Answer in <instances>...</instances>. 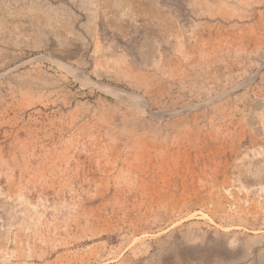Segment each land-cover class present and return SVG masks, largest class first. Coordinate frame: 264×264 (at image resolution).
<instances>
[{"label":"rangeland","instance_id":"1","mask_svg":"<svg viewBox=\"0 0 264 264\" xmlns=\"http://www.w3.org/2000/svg\"><path fill=\"white\" fill-rule=\"evenodd\" d=\"M0 264H264V0H0Z\"/></svg>","mask_w":264,"mask_h":264},{"label":"bare ground","instance_id":"2","mask_svg":"<svg viewBox=\"0 0 264 264\" xmlns=\"http://www.w3.org/2000/svg\"><path fill=\"white\" fill-rule=\"evenodd\" d=\"M98 4V3H97ZM112 12V11H111ZM173 35V34H172Z\"/></svg>","mask_w":264,"mask_h":264}]
</instances>
